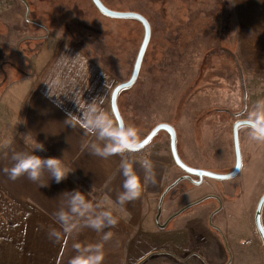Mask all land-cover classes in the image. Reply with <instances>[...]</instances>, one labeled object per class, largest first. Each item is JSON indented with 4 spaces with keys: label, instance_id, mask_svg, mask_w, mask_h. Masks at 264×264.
<instances>
[{
    "label": "crops",
    "instance_id": "obj_1",
    "mask_svg": "<svg viewBox=\"0 0 264 264\" xmlns=\"http://www.w3.org/2000/svg\"><path fill=\"white\" fill-rule=\"evenodd\" d=\"M239 1H236L238 8ZM3 7L0 8L1 40L7 38L6 30L10 27L3 23ZM19 27L14 37L8 38L10 42H0V264H69L76 254L73 248L76 243L102 244V264H227L229 255V264H264L260 242L256 240L253 244L245 239L242 244L227 222L222 232L218 227L221 225L217 226L219 229L210 225L209 218L218 206L216 199L205 201L208 204L191 218H174L167 228L158 227L159 198L169 178L175 175L176 179L180 173L163 141L156 145L161 148L160 153L153 152L149 156L151 169H145L141 152L125 150L108 156L97 152L111 141L99 134V128L87 124L85 118L95 120L103 116L117 127L110 97L114 87L131 74L130 40L123 42L122 51L114 55L113 44L82 42L78 37V22L58 27L39 39L26 37L29 28ZM237 27L240 30L239 21ZM238 35L233 49L246 72L249 96L245 118L254 120L258 113H264V42H259L260 37L256 35L257 42H249L243 33ZM90 48H96L98 55ZM213 59L212 67L217 60ZM227 63L221 59L215 68L225 67ZM163 68L153 73L156 87L150 92L155 95L154 102L147 103L145 98L134 102L142 91H148L144 84L120 95L118 105L125 127L134 129L142 125L141 129L145 130L148 126L169 123L176 128L178 139L181 138V144L185 145L197 142L193 137L196 139L201 134L199 122L203 133L216 135L212 124L223 120L206 115L208 107L204 106L208 103L191 102L196 93L194 85L184 87L186 96L177 93L174 99L175 87L169 88L175 86V82ZM12 71L18 75L9 83ZM148 71L151 76L152 70ZM168 91L172 94L173 115L169 121L162 119L154 123L166 105L161 102L167 101ZM211 92H208L211 102H216V94ZM219 105L238 111L241 104L237 101L230 106L226 102L215 104ZM148 111L153 121L143 119ZM190 115L198 118L191 122ZM227 123L228 136L224 134L218 140L205 134L204 141L208 144H204L201 151L197 150L203 159L225 158L221 163L218 161V166L222 167L219 172L230 171L235 164L232 122ZM136 130L138 140L141 134ZM239 137L243 142L240 171L256 168L264 176V153L258 154L264 139L253 138L251 128H242ZM190 148L188 146L187 150ZM24 156H36L41 161L57 158L66 170V177L56 182L52 170L42 163L35 181L28 179L27 174L9 179V170L17 158ZM125 164L141 177V190L138 197L121 205L117 197L123 191ZM261 181L264 182V178ZM77 191L91 204V209L82 215L70 211L71 197ZM104 211H111L117 223L106 225L100 231L89 227V218ZM60 212L68 216L72 225L68 232L58 218ZM216 215L214 217H221V214ZM52 232L56 235L51 236ZM106 232L110 236L104 240Z\"/></svg>",
    "mask_w": 264,
    "mask_h": 264
},
{
    "label": "rangeland",
    "instance_id": "obj_2",
    "mask_svg": "<svg viewBox=\"0 0 264 264\" xmlns=\"http://www.w3.org/2000/svg\"><path fill=\"white\" fill-rule=\"evenodd\" d=\"M27 1L30 5L29 20L25 18L26 8L21 0L6 1V4L2 8L3 10H1V15L3 14L5 16H2L3 23H6V26L10 27L6 30V32L8 31L7 38L2 40L0 38V42H10L9 39L14 37L16 29L18 30V28H20L19 26H22L21 28H29L26 37L34 36L32 38L39 39L47 34L46 30L51 32L58 27L62 28L69 23L78 22V26H80V29H78V37L82 42L102 43L104 45L109 43L113 44L115 51H112L114 55L122 51L123 42L130 40L131 68L133 67L143 39V27L138 21H124L103 16L98 12L90 0ZM236 1L237 0H103L106 6L111 9L118 11H135L143 14L149 20L152 27L151 41L140 72L141 79H138L135 84V88L144 84V87L148 88V91H142V94L139 95L134 102L139 100L144 101V98L147 103L154 102L155 95L150 92L156 87L154 86L155 79L153 78V73L161 71L160 68L163 66L164 68L162 70L164 72H169L168 75L173 77L175 82V86L169 88L170 90L175 87L173 90L174 99H176L177 93H179L178 95H184V87L194 85L193 89L196 90V93L194 94V101L191 102L200 104L208 103L207 106H204L205 108L208 107L206 115L209 114L211 117L215 116V118H221L220 120H223L215 125L212 124L213 132L216 131V135H213L208 132L203 133L202 124L198 119H195L200 124L198 129L201 133L196 139L195 136L193 137V140H197V142L194 141L195 143H188L185 145L184 143L181 144V138L180 140L178 139L180 156L187 165L206 169V166H202V164H204L211 168L207 170L217 173H219V170H222L221 165L218 166V161L221 163L225 158L214 157L203 159L202 153L197 152V150L201 151L204 144H208L204 141L206 138L205 134H210V136L221 140L220 137L223 138L224 134L225 137L229 135L228 132H225V128H228L227 122H232V125H230L232 127L237 118H245L248 114L246 108L243 116L237 118L233 116L234 113L240 112L243 108V93L238 68L233 58L226 50L235 54L233 46L235 47V42H238V33L240 35L243 33V35L249 39V42H257L254 35L260 37L259 42H264V0H240L239 3L241 4L239 8L238 6L236 7ZM6 12L8 13L4 14ZM30 19L33 20L34 23L29 22ZM238 21L240 30L236 25ZM117 35H120V37H117ZM118 40H120V42ZM90 49L94 55L97 53L96 48ZM213 58L217 59L214 67L210 66L213 65ZM221 59H225L228 63L225 67L216 69L215 67L219 64V60ZM21 64L26 70V66L23 63ZM213 69L214 72H211ZM148 70H152L151 76ZM242 70L246 84V72L243 67ZM17 75L18 73L12 71L8 78V80H10L9 83H11V80ZM149 76L151 78H148ZM201 89L204 90L201 91ZM213 89L216 91L211 92ZM129 91H132V88L125 92ZM170 92L168 91L167 101L161 102L163 104L165 102L166 105L163 106L154 121L149 111L146 115L148 118L144 117L143 119H152L151 121L154 123H158V121L162 119H164V121H169L174 112L171 110L170 97L172 94H170ZM202 92L205 93L201 94ZM208 92L216 94V102H211L212 98L210 99ZM166 95L167 94H164V96ZM184 96H186V93ZM248 96L249 95H247V107ZM203 97L206 98L203 99ZM180 99H183V96ZM236 101L239 105L241 104L238 107V111L227 109L224 105L215 106V104L223 102H226V105L230 106L232 103H236ZM196 117L198 118V116ZM196 117L190 115L189 118L192 122L194 121L193 118ZM141 127L142 125L137 127L134 126V130L137 129V133L140 132L141 134L138 140L144 138L154 126H148L145 130H142ZM138 129L141 130L139 131ZM195 129L196 128L193 127V131ZM192 136L191 133V137ZM159 141H163L165 148L170 150L169 137L165 132H161L153 140L151 145L142 151L160 153L159 151H161V148L156 147ZM242 143L240 139L241 146ZM249 145L252 147V143H249ZM188 146L191 147V150H187ZM180 147L185 151L182 152ZM193 148L194 150L192 151ZM262 148L258 154L264 153V146ZM215 158L217 160H215ZM262 161L264 162L263 159ZM177 170L180 172L179 177L183 175L180 168L177 167ZM258 170L259 169L256 168H244L236 177L229 180L219 181L205 177L199 185H195L187 180L180 182L165 197L162 204L160 222L162 219L166 221L170 215L187 205L197 202L207 196H215L219 199L217 200L218 206L211 216L213 214V217L216 214H221V217H212L210 225L216 227L221 225L218 227H220V232H222L225 231V225L223 224L227 222L236 231L239 241L242 244H244L243 242L245 239H250L253 244L257 240L260 242L264 251V246L261 244L254 225L255 210L258 201L264 193V184L262 185L264 182L261 181L264 176H262L263 174H260ZM174 177L175 175L169 178L166 187L173 182L172 179ZM207 200L211 201L213 198ZM205 201L204 203L202 202L188 208L177 216L176 219L179 218V220H182L187 217L191 218L198 214L200 210H203L202 206L208 204ZM224 206L226 207L225 210L223 209ZM230 208L231 210L229 212L231 213L228 214L227 211ZM172 211L174 212L166 218L168 213ZM224 218L226 221H224Z\"/></svg>",
    "mask_w": 264,
    "mask_h": 264
},
{
    "label": "water",
    "instance_id": "obj_3",
    "mask_svg": "<svg viewBox=\"0 0 264 264\" xmlns=\"http://www.w3.org/2000/svg\"><path fill=\"white\" fill-rule=\"evenodd\" d=\"M21 1L24 3L25 8H26L25 18L26 20H29L30 5L27 0H21ZM90 1L94 5V7L98 10V12L101 13L103 16H106L111 19H117V20H135V21H138L143 27V39L139 47L137 56L135 58V62L133 64L130 77L126 81L116 85L110 97V107H111L112 114L115 118L117 126L123 129L126 127H125V122L123 120V117L119 109L118 100H119L120 95L123 92L128 91L131 88H133L138 81L141 68L144 62V58H145L148 46L151 41L152 27H151L149 20L143 14L139 12L114 10V9L107 7L106 4L103 2V0H90ZM29 22L34 23V21L31 19ZM46 32H47L46 35H48L49 32L47 30ZM226 52L233 58V61L238 68L240 84H241L242 93H243V108L240 112L233 114V116L237 118V117L243 116L244 112L246 111L248 93H247V87L245 84V76H244L239 60L237 59L236 55L233 54L231 51L226 50ZM253 121L254 120L252 119L237 118L235 122L233 123L232 137H233L235 164H234V167L228 172L217 173L211 170L195 168V167H191L187 165L181 158L179 150H178V135H177L176 128L169 123H165V122L159 123L155 125L144 138L140 140H136V142L126 144V151L132 152V153L140 152L143 149L147 148L149 145H151V143L159 135V133L165 132L169 137V148H170L172 159L175 165L178 168H180L183 172V175L175 179L169 186L165 188V190L163 191V193L161 194L159 198L158 207H157V215H156V224L158 225L159 228L161 229L167 228L168 224L174 218L182 214L188 208L193 207L194 205L200 204L210 198L219 200L215 196H207L205 198L198 200L197 202H194L190 205L183 207L179 211L172 214L163 224L160 223L163 201L165 197L167 196V194L173 188H175L180 182L187 180L195 185H199L202 183L205 177H209V178L220 181V180H229L237 176V174L240 172L243 166L242 150H241V145H240L239 133L242 128H252L251 126L252 125L254 126ZM263 211H264V193L261 196L260 200L258 201L255 214H254V225H255L257 234L259 236V239L262 245L264 246ZM213 215L210 218V223L212 221ZM229 263L230 262H228L227 264Z\"/></svg>",
    "mask_w": 264,
    "mask_h": 264
},
{
    "label": "clouds",
    "instance_id": "obj_4",
    "mask_svg": "<svg viewBox=\"0 0 264 264\" xmlns=\"http://www.w3.org/2000/svg\"><path fill=\"white\" fill-rule=\"evenodd\" d=\"M95 110L94 108L92 109ZM86 123L94 125L99 128V134L102 137H107L111 143L105 145L103 149H97V152L101 155L108 156L114 155L121 151L126 150V144L136 142V132L132 128H119L113 127V124L107 121L103 116H98L95 120L85 118ZM253 138L264 139V113H258L257 117L253 121ZM45 164L52 170L53 178L56 182H60L66 177V170L62 167V163L57 158H49L45 161H41L36 156H24L19 157L16 160L14 166L9 170V179L15 180L19 176L27 174L28 179L35 181L39 176V169L41 164ZM145 169H151L152 164L150 161H144ZM123 191L117 197V201L122 205L126 201H130L138 197L141 190V177L136 174L132 168L125 164L122 169ZM91 209V204L85 199L83 193L77 191L71 197L70 211L77 214H84ZM59 220L65 225L64 231L71 230L72 225L69 224V218L64 212L58 213ZM117 223L115 217H113L111 211H104L98 216L90 217L88 220V226L100 231L106 225L114 226ZM50 235H56L52 232ZM110 233H105L104 240H107ZM76 250V254L70 259L69 264H102L104 259L103 246L100 243L96 244H80L73 245Z\"/></svg>",
    "mask_w": 264,
    "mask_h": 264
},
{
    "label": "built area",
    "instance_id": "obj_5",
    "mask_svg": "<svg viewBox=\"0 0 264 264\" xmlns=\"http://www.w3.org/2000/svg\"><path fill=\"white\" fill-rule=\"evenodd\" d=\"M6 1L7 0H0V8L6 4ZM141 154H142L143 161H145V160H148L149 156L153 153L142 151Z\"/></svg>",
    "mask_w": 264,
    "mask_h": 264
},
{
    "label": "flooded vegetation",
    "instance_id": "obj_6",
    "mask_svg": "<svg viewBox=\"0 0 264 264\" xmlns=\"http://www.w3.org/2000/svg\"><path fill=\"white\" fill-rule=\"evenodd\" d=\"M230 261H231V256L229 255V258H228V261H227V263H228V262H230Z\"/></svg>",
    "mask_w": 264,
    "mask_h": 264
},
{
    "label": "trees",
    "instance_id": "obj_7",
    "mask_svg": "<svg viewBox=\"0 0 264 264\" xmlns=\"http://www.w3.org/2000/svg\"><path fill=\"white\" fill-rule=\"evenodd\" d=\"M125 21V20H124ZM236 25H237V23H236Z\"/></svg>",
    "mask_w": 264,
    "mask_h": 264
}]
</instances>
